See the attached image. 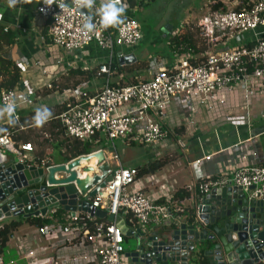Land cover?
Returning a JSON list of instances; mask_svg holds the SVG:
<instances>
[{
    "label": "built area",
    "instance_id": "obj_1",
    "mask_svg": "<svg viewBox=\"0 0 264 264\" xmlns=\"http://www.w3.org/2000/svg\"><path fill=\"white\" fill-rule=\"evenodd\" d=\"M217 2L219 0H209L208 6H215ZM119 3L130 8L125 0H119ZM232 3V9L213 10L199 23L201 38L208 49L200 64L193 65L189 57L182 55L174 68L160 69L150 81L114 86L111 83L114 53L116 49H133L142 43L141 23L132 17H123V23L119 25L104 26L96 14L100 6L95 1L91 8H78L75 0H40L35 13L37 18L48 22L44 41L48 39L67 52L81 51L90 44L108 52L107 60L98 69L99 76H106L105 86L94 97H89L79 87L60 91L54 85L56 80L40 70L42 81L36 87L19 82L16 88L3 90L0 93V108L12 103L14 113L12 122L0 123L11 126L0 134V152L2 150L28 165L36 162L32 157L35 148L31 143L16 142L12 124H20L19 107L26 106L36 112L38 90L45 89L64 98L66 110L59 120L67 137L87 143L101 135L113 150L116 141L123 140L127 143L139 142L146 149L165 154L174 151L173 138L164 129V120L168 107L175 99L179 98L183 109L193 118L198 105L206 106L209 99L217 98L224 90H228L229 94H241L246 103L257 89L264 96V0H234ZM81 9L86 11V15L80 12ZM88 16L96 24L95 30L90 33L83 29ZM5 30L8 31V28L5 27ZM233 33L252 34L253 45L248 48L231 47L229 36ZM21 87L24 95L20 99ZM2 116L3 113H0V118ZM204 160L210 162L212 156ZM219 170L218 175L229 179L219 182L210 176H199L195 188L200 196L230 183L243 189L250 199L264 200V166L229 165L226 162L219 164ZM136 182V169L119 165L112 171V181L91 201L92 206L109 216L130 213L142 228H160L175 217L172 207H176L171 200L156 204L136 186ZM83 217L93 224L91 228L86 224L65 227L52 224L39 228V239L62 234L66 245L76 243V246L92 248L93 255L88 257L84 254L82 260L94 258L97 264H124L125 237L117 225L97 222V219L85 214ZM76 220L77 217L73 222ZM41 253H45V249H31L16 260L6 259L0 253V264H41ZM46 264L59 263L48 260Z\"/></svg>",
    "mask_w": 264,
    "mask_h": 264
},
{
    "label": "crops",
    "instance_id": "obj_2",
    "mask_svg": "<svg viewBox=\"0 0 264 264\" xmlns=\"http://www.w3.org/2000/svg\"><path fill=\"white\" fill-rule=\"evenodd\" d=\"M37 1L39 0H15L12 6H9L10 0H0L1 25L17 35L16 43L8 50L7 55L22 70L20 82L36 87L42 81L40 70L46 71L51 78L62 81V83L65 79L70 78L71 72H79L74 77L71 76L69 80L73 87L63 91L79 87L89 97H94L105 86L106 76H99L98 69L107 60L108 52L101 50L95 44H90L81 51L67 52L51 44L48 39L44 41L48 22L37 18L35 13L38 6H36ZM94 1L99 6L107 2V0ZM151 1L158 2L160 0H138L137 8H126L124 17L135 18L137 11H144ZM177 1V8L181 5H187L185 12L190 13L187 18L180 21L178 25L167 22L157 30L149 28L148 33L147 29L141 25L142 43H148L147 49L145 47L140 48L141 46L133 49H116L112 64H116L118 67L113 69L112 85L124 86L150 81L160 69L174 68L178 58L182 55L189 57L193 65H198L204 60L208 49L201 38L198 25L213 10L232 9L234 7L232 1L234 0H219L212 7L208 6L209 0ZM241 1L243 0H239V2ZM183 30L190 31L194 35L197 40L195 49L186 50L184 46H180L174 50L170 45L171 38L183 33ZM229 45L231 47H251L253 36L252 34L239 35L233 33L229 36ZM131 55L135 56V62L127 64L122 61ZM37 64L41 66V69ZM117 68H120L121 71ZM93 72L95 73L90 76L89 74ZM38 91L37 109L47 108L49 111H53L65 103L64 98L60 95L51 94L45 89ZM23 95L24 91L21 87L19 98H23ZM17 111L21 115V119L24 118L25 120H28L32 113L36 114L26 106L19 107ZM8 120V115L3 114L0 123L4 124ZM28 123L33 128L32 134H46V132H42L43 128H46L44 127L45 120L38 125L32 119ZM1 126L6 127V125H0V128H2ZM164 129L173 138L174 151L169 154L155 153L143 147L139 142L127 143L123 140H117L122 146L121 151L118 150L116 143L112 153L105 151L106 160L109 162L112 171L119 165L124 168L137 169L163 158L170 159L169 164L162 170L141 177L136 182V186L141 188L144 194L156 204L171 200L176 208L180 207L190 212L200 196L197 188H195L199 176H210L219 182L227 181L228 177L218 175L220 173L219 164H226V162L229 165L264 166V96L261 95L260 89L250 94L248 103L245 102L241 94H229L228 90H224L220 92L217 98L209 99L206 106L198 105L197 113L193 118L190 117L187 110L183 109L179 98L175 99L167 109ZM107 146L110 147L108 143ZM50 148L47 151H52V146ZM137 148L146 150L150 160L148 164L133 165V160H137L135 154ZM1 153L8 155L2 150ZM50 153L46 152L43 156H49ZM41 156V151H37L35 148L32 157L37 160ZM207 156H212V161L206 162L204 158ZM55 212L57 211L50 212L45 217H39V219L49 220L46 226L57 224L65 227L66 225L53 218ZM83 215L77 214L76 217L80 218ZM187 215L188 213L178 217L174 215L173 219L179 221ZM61 218L68 221L74 219L70 214ZM19 220L23 219L7 220L0 227ZM164 225L160 228H142L137 220L135 223L134 221L126 223L130 230L137 232L141 229L146 237L160 233L165 229ZM38 230L37 226L23 223L11 235L9 242L2 251L6 259L16 260L18 256L26 255L31 249H45V253L40 255L41 264H46L48 260H53L59 264H97L94 258L81 259L84 254L88 257L93 255L91 247L76 246V243L66 245L62 234L39 239ZM129 239L125 237L126 244L129 243ZM131 252L133 251H129L125 247L124 264H134L128 258ZM18 264H24V262Z\"/></svg>",
    "mask_w": 264,
    "mask_h": 264
},
{
    "label": "water",
    "instance_id": "obj_3",
    "mask_svg": "<svg viewBox=\"0 0 264 264\" xmlns=\"http://www.w3.org/2000/svg\"><path fill=\"white\" fill-rule=\"evenodd\" d=\"M80 12L86 15L84 9ZM122 61L131 64L136 58ZM111 181L104 150L51 166L28 165L0 152V225L62 209L72 218L85 214L115 223L124 237L136 238V250L128 255L134 264L264 262V200L250 199L228 183L199 196L187 216L168 220L160 233L146 237L141 229L130 230L121 216L92 206L93 198Z\"/></svg>",
    "mask_w": 264,
    "mask_h": 264
},
{
    "label": "trees",
    "instance_id": "obj_4",
    "mask_svg": "<svg viewBox=\"0 0 264 264\" xmlns=\"http://www.w3.org/2000/svg\"><path fill=\"white\" fill-rule=\"evenodd\" d=\"M132 9L137 8L138 0H125ZM40 0L37 1V5H39ZM37 8V7H36ZM135 19V18H134ZM140 22V21H139ZM17 35L13 31H6L5 27L0 24V93L3 90H12L16 88L22 78V70L21 68L14 62L10 57L7 55L8 50L13 47L16 43ZM197 40L194 38V35L190 33V31H184L183 33L173 36L170 40V45L173 49H177L180 46H184L186 50H192L196 47ZM118 65L113 64L112 68L115 69ZM121 71L120 68H117ZM95 72L90 73L89 75H93ZM79 74V72H71V76L74 77L75 75ZM85 75V74H82ZM70 76V78H71ZM70 78L65 79L64 83L62 81H55L54 85L60 91L64 89H69L73 87L69 82ZM90 78V77H88ZM66 110V105L57 107L55 110L50 111L51 115L45 119V126L42 132H46V134H32V126L28 123L29 120H34L35 113H32L29 116L28 120L22 118L20 120V124L13 123L12 127L15 128V140L16 142H23V143H32L37 151H41V158H38L34 164L41 166L44 162L47 166L59 164L57 161L62 160L63 163H67L71 160H74L83 155H89L95 151L103 150L102 147L107 146L106 139L98 135L94 137L90 142L83 143L75 139H71L65 135V132L62 128V125L59 120V116ZM27 122V123H26ZM38 125V124H37ZM11 126H6L0 128V134L3 133L6 129H10ZM52 130V133L50 131ZM46 135V136H45ZM52 146V151L49 156H43L46 153V150ZM51 149V148H50ZM170 159L163 158L157 161L150 163L148 166L143 168H137V179L144 177L146 175L154 174L160 170H162L166 165H168ZM62 164V163H60ZM173 215L175 216H182L189 211L183 208H174L172 207ZM63 214V215H62ZM67 214L62 209L55 212L54 219L59 220L63 225L69 226L70 224L74 226H82L86 224L89 228L93 226L91 222L84 219V215L78 218L76 221H68L66 219L61 218ZM121 217L125 220L126 223H130L132 221H136L133 215L130 213H123L121 212ZM53 219V220H54ZM97 222H103L102 220H96ZM107 222V220H104ZM23 223H28L30 225L37 226L38 228L45 227L49 220L44 219L40 220L39 218H32L28 220H19L13 221L8 224H4L0 227V253L5 249L7 243L10 240L11 235L17 231ZM109 223V222H108Z\"/></svg>",
    "mask_w": 264,
    "mask_h": 264
},
{
    "label": "rangeland",
    "instance_id": "obj_5",
    "mask_svg": "<svg viewBox=\"0 0 264 264\" xmlns=\"http://www.w3.org/2000/svg\"><path fill=\"white\" fill-rule=\"evenodd\" d=\"M177 3V0H160L158 2L151 1L150 5H148L144 11H137L135 19L140 21L141 25H143V27L147 29V33L149 28L157 30L161 25L167 22L172 25H178L180 21H183L185 18H187L190 13L185 12L187 9V5H181L177 8ZM147 44L148 43L143 42L139 45V47L141 46L140 48H146ZM116 144L118 150L121 151L122 146L120 142L117 141ZM102 148L107 153H110V147L105 146ZM46 152L51 151L46 150ZM135 154L137 160H133V165L140 166L146 163L148 164V162H150L148 154L146 153V150L144 148H137ZM57 162L59 164L63 163L62 160H59ZM128 242V244L125 243V247H127L129 251L134 252L138 244L137 239L130 238Z\"/></svg>",
    "mask_w": 264,
    "mask_h": 264
},
{
    "label": "clouds",
    "instance_id": "obj_6",
    "mask_svg": "<svg viewBox=\"0 0 264 264\" xmlns=\"http://www.w3.org/2000/svg\"><path fill=\"white\" fill-rule=\"evenodd\" d=\"M15 0H10L9 6ZM94 0H75L76 7L91 8ZM126 5L119 3V0H107L106 3H102L99 8L96 9V14L100 17V24L104 26H115L123 23V17L125 13ZM96 28V24L93 22L92 17L88 16L85 18L83 29L87 32H93ZM0 113L7 114L9 121L12 122V116L14 113V104L7 103L0 108ZM51 115L47 108H39L36 110L34 117L37 124L43 123L44 120Z\"/></svg>",
    "mask_w": 264,
    "mask_h": 264
},
{
    "label": "bare ground",
    "instance_id": "obj_7",
    "mask_svg": "<svg viewBox=\"0 0 264 264\" xmlns=\"http://www.w3.org/2000/svg\"><path fill=\"white\" fill-rule=\"evenodd\" d=\"M84 164H85V163H83V165H84ZM94 164H95V161L92 162V165H94Z\"/></svg>",
    "mask_w": 264,
    "mask_h": 264
}]
</instances>
